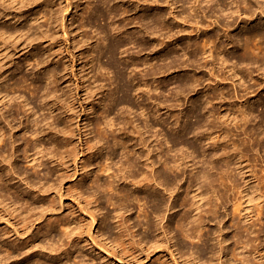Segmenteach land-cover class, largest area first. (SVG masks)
Returning <instances> with one entry per match:
<instances>
[{
	"label": "bare ground",
	"instance_id": "bare-ground-1",
	"mask_svg": "<svg viewBox=\"0 0 264 264\" xmlns=\"http://www.w3.org/2000/svg\"><path fill=\"white\" fill-rule=\"evenodd\" d=\"M51 1L53 0H0V58H2L0 59V220L5 221L6 224L9 226L8 229L3 228V232L0 234V264H54L53 262L44 263L40 261L38 259L39 253H45L51 258L55 257V260L57 261L56 264H69V258H76L77 254L80 255V258L77 259V264H94V258L86 256V254L83 253V248H88L87 246L89 244H91V246L88 249L92 250L93 246V248H95L94 250H97V254L100 255L97 257L99 258V264H116L113 263L112 260L117 263L126 261L127 264H144L146 260L151 259V254H153L160 247L163 248L162 250H166L168 252L169 256L172 257V261L175 262V264H178V262L176 261L177 257L174 255V251L171 250V247L175 246V242L174 236L171 234V227L168 214H171L172 216L179 209H184V213L177 220H175L176 227L181 231V233L185 237L191 239L195 236V234L202 233L203 229L205 228L206 222L208 223L214 219H217V214L220 212L221 209L226 214L227 207L230 203L232 205L231 212L233 218H238V222L233 224L235 228V232L233 234V237L236 238L235 244L233 248L229 249L227 245L229 241V238L227 237V232L226 230H224L223 226H219L218 234H216L219 249L214 253V255L211 256L214 262H210L209 264H215V261H218L216 264H232L233 261L230 260L229 255L233 256L235 259L238 257V260H241L244 263L246 262L245 264H249L248 262H250L251 260L249 259L250 256V258H252V263L250 264H264V251L260 252L261 250L259 251L255 247L256 243L254 245L252 243L255 242L257 239H260L262 241L263 237L261 235V232L263 231V229H258V234L254 237L255 240L253 238L250 239L246 236H249L250 234L254 233L253 227H255L260 222L262 217H264V206L262 204V202L264 201V170H262V167H264V165L262 164V169L258 170L261 172V175H259L257 173V170L255 169L256 166L255 168H252L254 166H249V162L248 164L244 163V161L247 162L246 159L248 160V152L255 149L256 146L258 147L261 145V143L257 141V139L259 138L256 137L255 141L252 144L251 141L249 143L250 138L248 140L245 138H239L240 141L239 139L236 140V138L233 139L232 136L234 135V133L233 131H231L230 128H228L229 123L227 125L226 119L223 120V122L221 121L222 118H224L223 115H217L215 113V110H211L212 107L211 109L209 108L210 111L213 112V114L210 112V114L213 115V118H209L211 120L208 121L210 124L208 126L205 124L208 123V118L206 119L204 117L205 113L201 111L202 108H207L209 104L211 106L214 101H216V103L217 101L218 103L222 101H225L226 103V101H228V103H230L231 105L232 101L234 100H227L228 97L226 98L225 95H227L230 91L227 92V90L226 93L223 90V87L219 91L216 90V88L219 87L217 85L223 84V82L227 81V78L229 79V77L228 75H225L222 72L221 69H224L222 68L223 65L218 67L220 68L218 71L221 73L215 72V65L213 66V64L215 63H213L214 61H211L212 59L214 60V58H217L218 60L222 61L221 64H229L230 60L228 58L230 57L228 55V57L225 58H223L224 56L221 57V52L223 54V51L227 50L229 46L231 48H240L241 55L244 57H242L244 61L246 60L251 64H264V1L230 0V2H227L228 0H215L216 7L214 8L217 12H220V14H223L224 10L228 11L229 5H231L232 8L234 5H236L235 7H237V9H232V11H229L228 17L229 15L230 17L234 16L238 10H241V13L238 11L240 13L238 14L241 18V22L247 23L248 20L250 22L254 21L255 19L259 20V23H257L255 27L253 26L252 28H247L245 30L243 29L245 28V25L244 27H241V31L237 33L233 38L230 36L231 34L229 32L231 26L227 25V23L223 27L221 26L222 28H225L224 30L226 33V40L225 43L222 40L223 43H221L223 45L221 47L219 46L221 44L218 45L221 50L217 53V50L219 48L216 44V39H211V35L205 34V37L203 38L204 40H202L203 42L201 45L199 44L200 41L198 42V39L192 35V33H194L195 28L197 29L196 31L201 28L202 21L200 20L202 18L204 21L208 22L206 26L209 27L213 24L216 25V23L219 22L218 16H221L219 14H214L215 12L214 10H212V13L215 16L213 18L215 19L212 18V20H207L208 14H204V12L206 11L201 8V6H199L200 0H193L194 13L191 12L192 14H184L185 11L183 12V10L182 12L180 11L178 13H175L174 10H177L176 7H173L174 5L172 6V3L166 0L165 6L169 7L171 10L169 12L171 21L166 19L168 16H166L164 7L162 5L164 1L99 0V2L104 6V8H106V11L108 12L107 16L109 19L107 26L101 29V38L103 40H108L107 36L112 37V35L114 34L120 37L127 38L116 43L109 42L101 48L98 47V54H95L96 56H98L99 54L104 53V56H107L105 68L111 70V72H115L116 70L115 76L117 75L118 78V80L116 81L117 87L114 91L108 94V102L106 103V105L108 104L112 107V105L114 104L128 105L130 103L129 95L132 93V88L129 86V84H125V81L129 80L131 81V83L133 82L132 84L134 85V78H125L123 73V69L125 68V66L124 68H118L114 57L118 49L121 48L125 52L128 50V43H134L136 41L137 35L135 34V32L132 31V28L136 27V25L137 27H139L137 28V30H143V32L147 34L149 31L152 30V28H157L158 30L161 29L162 31H171L173 28H175L177 29L175 32L178 34L180 32H185L191 38L190 41H186L187 43L185 42V46L191 48V50L193 48L194 56L196 59V55H198L199 53L201 56H203L202 58L204 60V64H200L199 67H203V69L204 67H208L210 71L209 75H211L209 77H214L213 79L216 80L214 82L210 81L207 85L208 88H206L205 86L206 91L210 88H215V92L211 91L214 92L213 95H211V93L209 99L205 98L206 101H204L202 105L198 107L195 106L196 109L190 111L192 115L186 113L187 118H189V116L194 115L197 119V122L194 120L196 123L191 124L188 123L190 121L187 122L186 120L183 124L184 127H181V130L179 129L180 131L178 130L179 137L172 138V135L170 137L169 135H167V131L166 133L163 132V128H159L158 131H154L153 128L156 127H154L153 123L148 122L147 118L145 119L143 128H141L135 123V119H132L133 117H131L129 113H124L118 116L120 117L118 121V130L120 131V134H123V137L119 139L116 137L114 131L112 130L109 132V134L106 133L108 131H106L105 129L104 130L106 132H102L104 125L109 127L108 129H112L113 125L115 126V123L112 121L111 118H106V116L109 115L111 112L110 107H104L103 109L101 108L102 110H99L101 111V114L104 117L103 126H101L102 128H100L101 124L98 120L94 121V125L96 127L94 133H96L97 136L90 135L92 131L89 132L88 130L91 129L87 128L90 126L91 121H93L94 119L89 118L88 116L91 113L93 115L94 113H96L95 109L91 110V107V112H89V108L87 109V107L88 105H93L94 101H96V95H100V100H98L99 104H101V101L105 96V87L103 84H94L95 82H89L88 84H85L86 80L88 82V78L85 80L84 76L78 77L76 76L74 71V80H72L69 79V77L66 78V73L61 74L56 69H51L46 71L45 73L38 75V79L45 80V85H41L40 83L37 84L35 82H28V77L22 73L18 75V77L16 76V78H9L7 75L4 76V69L7 63V61L5 60L8 57L9 53L11 52L13 54H18L19 51L22 52L28 46L35 47V45L33 44L36 40H41V42L46 41L48 43V46H46V48H43V51L49 57L48 60L44 61V66H48L52 61H54L50 57H52V55H55L59 57L54 61V63L56 64L59 61H62L63 70L68 69L69 66L66 65V60H64V56L60 54L61 51L54 50V45L57 41V36L52 33H47L48 31H40L39 28V32L37 33L36 29L33 26L36 21V17L31 15L30 13L28 14L22 12L23 8L29 7L30 5H33L34 7L41 6L42 8H50L51 10L54 6ZM65 2L66 4L64 6L60 5V12L68 11L69 7L72 5V2L70 0H66ZM208 2L209 1H207V3ZM77 7H79L78 3L76 5V8ZM154 9H157V16H154L155 18H153L151 12ZM54 10L52 9L49 19H51L50 22H55L56 26L60 24V22L58 21L59 13L55 15ZM139 11L142 12V18H140L142 21H145V23H135V21L137 20H135V16H137L136 13L138 14ZM99 12L100 9L97 5L95 7H92L90 13H88L90 16L94 15V13ZM212 13L211 15H213ZM233 13L234 15H232ZM199 14H201L202 16V18L200 17L201 19H198ZM223 20L224 19H222V21ZM225 20H227V17ZM150 23H153L154 27L148 28ZM63 24L64 23H61L59 26L63 27L61 28V32L66 35V26H63ZM230 24L232 23L230 22ZM189 25H191V28L193 27L192 25H196V27L192 28L189 31ZM224 30H221V32ZM31 32L36 36L34 35V37H30L29 33ZM216 32L218 33L220 32V30ZM166 33L164 35L168 34ZM217 33H215L214 35L216 36ZM156 37L154 36L153 38V40H155L156 42V45L154 44L155 46L153 47L152 45V47L153 49H155L157 46L160 47L159 49L162 48L163 53L161 54L162 51L159 52V56L160 59L164 61L170 58L171 54L165 52V50L168 49L175 51L178 47L177 45H175V47L169 46L170 44L168 45L167 41L171 43H173V41L177 42L178 36L175 37L174 35L173 37V35L171 36L170 34H168V36L162 38ZM166 38H168L167 41ZM142 41L144 40L142 39ZM220 41L221 39L218 41V43ZM89 42V39L84 38L76 41V43L79 44V46L77 47L79 49H82L80 50L78 57L79 59H81V69L83 71H86L95 59V57L93 58V56H91L92 58H89L88 54L86 55L87 52L85 53V47L89 45ZM145 42L142 44L139 43L142 50L148 48V43ZM155 42L153 41V43ZM183 52L185 51L183 50ZM214 52L217 53L216 56L214 55ZM67 56L71 58L70 61L72 62L78 59L75 54H69ZM11 59L12 58H10V60ZM238 59L239 58H237V60ZM240 60L242 59L240 58ZM127 61L130 62L132 66L136 63H134L135 60L133 56L129 57ZM196 61L197 60H195V62L193 61L194 64L196 63ZM175 62L176 61L171 60L170 62H168V65L165 64L164 66H162V64H160L159 67H154L155 69L151 70L150 72L148 71L149 73L147 72L148 74H146L149 77L150 75L156 74L157 72L163 73L165 71H168ZM241 62L243 63V61ZM206 74L208 73L206 72ZM142 78L141 82L143 80ZM201 79L202 78H200L199 76L198 79L194 78V80L196 81L193 82H202L203 80L201 81ZM233 79L230 80L233 81ZM66 82H69V85L63 86L62 84ZM191 83L189 82L190 86ZM146 84V82H143L142 87H147ZM197 84L198 83H196V86ZM58 85H62L61 89H59L61 92L59 93L56 88ZM66 86L69 89L66 90ZM180 86L182 85H179V87ZM184 86H186V84H184ZM235 87L236 86H233V88ZM179 89L180 88H178V90ZM183 90L185 92L186 88ZM144 91H146V89ZM233 91L235 90L233 89ZM244 91L246 92V90ZM81 92L84 93L83 96L81 95ZM139 92L141 93L142 91ZM184 92H181L183 93L182 95H184L185 93L188 95V90L185 93ZM224 93L226 94L224 95ZM232 93L234 94L235 99L239 97L238 94H236L235 92ZM38 97L40 99L39 108L46 110V112L43 117L31 120L32 127H35L32 133L34 134V138L33 140H31L32 142H25L23 141L24 139L20 140L18 138L17 129L16 126L13 125V122L20 118V114L22 112L25 113L29 111L28 115L34 116V107L36 106V101L39 100ZM146 98L148 100V98L150 97L147 96ZM203 98H201V100ZM17 99H20V103H18V101L16 103ZM195 102L197 103L198 101ZM246 102H248V100ZM204 103L207 106H203ZM11 106L14 108L11 109ZM157 106L163 109L166 107V105L163 106L161 103H158ZM55 110H58V113H54L53 115L52 113ZM245 111H248V109H244L242 102H240V106L236 108L235 113L237 114L238 112L239 119L238 121L236 120V123H233V128H240L241 130L243 128V133L252 132V136H258L257 131H253V129L247 131L245 129V125L249 120ZM79 112L81 114H85L87 117V121L84 126L85 130L83 138V131L81 133L80 129L78 128L79 119L81 115ZM251 112L252 111H250V113ZM206 113L209 114L208 110ZM214 113L217 116H214ZM200 114H204L203 117L206 119V122L204 121L205 123L203 122V120L205 119H202L200 117ZM147 116L149 119V115ZM179 117L180 116H178V119ZM52 118L55 120L61 118V122H63L64 125L60 128L57 127L58 129H56L52 126L53 121L51 122L50 120ZM163 119L158 118V120H160V123L162 120V123L164 124L165 119ZM262 122L264 126V116L262 117ZM75 123L76 129L74 128ZM203 126H208L206 132L203 133V135H205L207 139H211L213 141V148L217 146L218 142L220 141H222L224 145L222 149H220L221 147L219 148L220 150H223L219 156L216 155L218 152H216V154H209L208 158H206L203 163H200L202 165L197 167V165L195 166V164L193 163L189 164V159H191V155L201 152L202 156L205 157V153L208 149H200V151L199 147L195 145L196 143H194V141H190L188 135L193 133L195 130L202 128ZM165 127L168 126L166 125ZM170 128L172 127H169V129ZM175 133L173 132L172 134L175 135ZM196 134L198 135V133ZM41 136H47V138H51L52 143L55 146V150L48 151L42 149L40 144ZM106 136H111V140L113 141V145L110 146V156L116 152V147H119V153L122 155L121 158H123V161H121L120 165L117 167L116 170H112V163L108 162L111 158L109 155L107 156L105 161L101 159L103 150L105 149L103 143L104 141L102 142V140H104ZM75 138H78L79 141L74 142ZM202 138L200 136V138L197 137L196 140H200ZM22 144H26V147L23 148L22 151L25 158L29 161H35L36 157H46L45 163H47L46 165L49 169L48 172H53V174L56 175V178H54V182H37L34 180V178H31L30 175H23L21 173V171L17 167L16 162L18 157V151L20 150V145ZM227 144H231L233 146V149L230 150L231 152L227 151ZM167 145L171 147L169 149H166ZM179 145H182L183 147L189 149V151H191V155L186 154V152L179 153L176 148L174 149V147H177ZM263 146L261 147L264 150ZM171 149L175 150L173 154L169 152L171 151ZM202 151L204 152V155ZM215 155L217 157H215ZM213 157L217 158V161H215ZM252 160V163H254L256 161V158L253 157ZM93 164H95V168H90L91 166H93ZM32 166L35 168V164ZM190 167V172H193V174L190 175L188 179L186 178V181L188 180L187 186L181 189L185 183H182V181H185L184 173ZM212 171L214 172L212 173ZM95 172L96 174L94 176L93 173ZM99 174H107V177L110 179L101 180ZM234 175L240 176V178L244 180V183L242 182L243 186H241L242 183L239 184V181L235 179L236 176ZM87 178L88 180H86ZM69 179L73 182H71V185L64 188V183L67 182V180ZM253 179L256 180L257 183H255ZM87 181L91 182L90 186L87 185ZM119 181H122L123 184L122 187L118 189V192L122 194L123 198H132L136 201H139L140 198H144L150 203L149 210L143 214L146 218L144 223L146 224V229L148 230V233L140 237H137V235L135 234L134 228L136 224H133L134 222L130 220V215L127 213L128 209L121 205L118 206V212L111 214L113 218L111 220V223L114 224L113 227L117 229V234L111 237L107 234V230L104 228L108 217L103 212L102 208L99 206L96 188H102L103 190L113 191L118 187ZM18 182L21 183V187L19 186ZM4 191L8 193L12 192L15 196V200L12 199V204H8L5 201L3 194ZM67 196L73 198L72 200L77 205L78 214L76 210L70 211L69 213L63 215L62 213H58L64 207L63 198ZM165 196H167L168 200H166ZM107 201L110 204L115 205V201H113L112 197L107 198ZM22 203H25L26 206L23 207L21 205ZM254 217H256V219H254ZM96 227L98 228V230L94 235V232L92 230ZM36 229L37 231L34 232ZM44 230L50 236V245H44L37 241L39 233H43ZM213 233L215 232L211 231L210 229H207L205 234H200L198 237L208 239ZM244 233H246L245 236H243ZM251 243L253 246L251 245ZM248 246H250V248H248ZM211 249L213 250L214 247L211 246ZM30 254H34V258L30 257ZM176 254H178V258H182L183 255L188 254V256L183 258V263L204 264L203 262L198 263L200 258L195 251H185L183 249H179L178 251H176ZM152 257L154 256L152 255ZM162 258L163 256H158L152 263L150 262V264H168L166 260Z\"/></svg>",
	"mask_w": 264,
	"mask_h": 264
},
{
	"label": "rangeland",
	"instance_id": "rangeland-1",
	"mask_svg": "<svg viewBox=\"0 0 264 264\" xmlns=\"http://www.w3.org/2000/svg\"><path fill=\"white\" fill-rule=\"evenodd\" d=\"M65 1L66 0H53V1H51V3L54 4V6L52 7V9L53 10L56 9V10H54L55 11V15L59 13L58 14V21L60 22V24L61 23H64L63 26H66V30H67V34L66 35H64L61 32V28H63V27L62 26L60 27L59 26L60 25L59 23H58L59 25H56L55 26V24H56L55 22H50L51 19H49V17H50V13L52 12V9L50 10V8H42L41 6L34 7L33 5L32 6L30 5L29 7L23 8L22 9V12L28 13V14L30 13L31 15H33V16L36 17V21L33 24V26L36 29V32L37 33L39 32V29H40V31H44V32H47L48 31L47 33H52V34H55L57 36V38H56L57 41L55 42L54 50L61 51L60 54L62 56H64V60H66V65L69 66L68 69L63 70V66H62V63L63 62L62 61L61 62L59 61L56 64L54 63V61L59 57V56H55V55H52V57H50V58H52L54 60V61H52L53 63L51 62L48 66H44V61L48 60L49 57L43 51V48H46V46H48V43L46 41H43L42 40L44 42L43 43V42H41V40H39L41 42V44H40V42L38 40H36L35 43L33 44V45H35V47L28 46L22 52L19 51V53H18L19 55L18 54H15V53L13 54L11 52L9 53L8 57L5 60L9 64L6 63V67L4 69V71H5L4 72V76L7 75L9 78H16V76L18 77V75H20L22 73V74H24V75H26L28 77V82H32V83L35 82L37 84L40 83L41 85H45V80L44 79H38L37 78L38 75H40L42 73H45L48 70L56 69L61 74H65L66 73V78L69 77V79H72V80H74V77H73V71H74L75 74H76V76H78V77L84 76V79L85 80L88 78V82L86 80L85 84H88L89 82H93V83L95 82L94 84H97V83L98 84H103L104 87H105V90H104L105 96L103 97V99L101 101V104H99L100 95H96L95 96L96 97V101H94V103H93L94 106L93 105H88V107H87V109L89 108L88 109L89 112H91V110H94V109H95V112H96V113H94V115L91 113L88 116L89 118H94V119H93V121H91L90 126L87 127V128H90L91 129V130H88L89 132L92 131V133L90 135H92V136L93 135H96V133H94V130L96 129V127L94 125V121L98 120L100 122V124H101L100 125V128H102L101 126H103V121H104L103 120L104 117L102 116L101 111H99V110H102L104 107H110L111 108V112H110L109 115L106 116V118L107 119H110L111 118L112 121L115 123V126L113 125V128L112 129H108L109 127H107V126L104 125L103 126V129H102L103 130L102 132H104L106 130L108 132H106V131L105 132L109 134V132L112 130V131H114V133H115V135H116V137L118 139L123 137V134L122 133L120 134V131L118 130V128H119L118 127L119 126L118 125V121H119V118H120L118 116H120V115H122L124 113H129L130 116L133 117L132 119H135L134 120L135 123L138 126H140L141 128H143V125L145 123V119L147 118L148 122L154 124V127H156V128L158 127L157 129L156 128H153L154 131L155 130L158 131L159 128H163V132L164 133H166V131H167V135H169L170 137L172 135V138H177V137H179L178 130L179 129L181 130V127H184L183 124H184V122L186 120H187V122L190 121L188 123H191V124L197 122L196 121L197 119H196V117L194 115H193L194 117L193 116H189V118H190L189 119V118H187V114L186 113L192 115V113H190V111L196 109L195 106L198 107V106L202 105V103L204 101H206L205 98L209 99V97L211 95H213V93L216 90L219 91L223 87V90L225 92L227 90H228L227 92L230 91L227 95H225L227 92L224 93L225 97L226 98L228 97L227 100L230 99V101H231V100L234 99L235 101L233 100L232 103H231V105H230V103H228V101H226V103H225V101L219 102L220 104L218 103V101H217V103H216V101H214L215 103L213 102L211 104V106H210V104H209V106H207L204 103L203 106L205 105V106H207V108L206 107L205 108H202L201 111L203 113H205V116H204V114H200L201 115L200 117L202 119L204 117L206 119L208 118L207 119V122H208V121L211 120L209 118H211V117L213 118V115H212L213 112L212 111L215 110V113L217 115L220 114V116L221 115L224 116V118H222V120H221L222 122H223V120L226 119L227 120L226 121L227 125L229 123L228 128H230L231 131H233V133H234V135L232 136L233 139L236 138V140H237L239 138L240 139L241 138H245V139L248 140L250 138L249 143L251 141V144H252L255 141V138L256 137L259 138V139H257V141H259L261 143V145L258 146V147L256 146L255 149H253V150H251V151L248 152V160L246 159L247 162L244 161V163L245 164L246 163L248 164V162H249V164H248L249 166H251V167L254 166L252 168H255V166H256L255 169L257 170V173L259 175H261L260 174L261 172L258 171V170H261L262 168H263L262 170H264V167H262L264 165V150L261 147V146L264 145V126H263V122H262V117L264 116V66H263L264 64H261V63H252L251 64V63H249L246 60L244 61L243 60L244 57L241 55L240 48H238V47H232L231 48L229 46V48L227 50H224L223 51V54L221 52V57L224 56L223 58H225V57H228L229 56L231 59L228 58L230 60V62L229 61L228 62L231 65H229L228 63H226V65L225 64H221L222 61L218 60L217 58H214V60L213 59L211 60L212 62L214 61L213 63H215V64H213V66L215 65V72H219L218 70L220 68H218V67L221 66V65H223L222 68H224V69H221V70H222V72L225 75H228L229 79L227 78V81H224L223 84L217 85L220 88L218 87V88H216V90H214L215 88L208 89L207 91L210 92V93H208L205 90L206 88H208V86H207L208 83L210 81H213L214 82L216 80L213 79L214 77H212V78L209 77L211 75H209L210 74L209 73L210 71H209L208 67L207 68L204 67V69H203V67H199L200 64L201 65L204 64V62H203L204 60L202 58L203 56H201L200 53H199L198 55H196V57H197V59H196L195 56H194L193 48L191 50V48L185 46L186 43L188 41H190V39H191L190 36H188L185 32H180L179 34L176 33L175 31L177 29H175V28H173L171 30L173 32V34L169 30H167L168 31L167 32L165 29H164L165 31H162L161 29L158 30L157 28L156 29L155 28H152V27H154V24L153 23H150L149 24L148 28H152V30L149 31L148 34H147V33H144L143 30L142 31L137 30V28H139V27H137V25H136V27H133L132 28V31L135 32V34L137 35L136 41L134 43H128V45H127L128 50L125 51V52L121 48L118 49L116 51L115 57H114L115 62L117 64L118 68L119 67L120 68H122V67L124 68V66H125V68L123 69V73H124L125 78L126 79H128L130 77L134 78V85L132 84L133 82L131 83V81H129V80H126L125 81V84H127V85L129 84V86L132 88V93L129 95L130 103L128 105H115L114 104L111 107L108 104L106 105V103L108 102V94L110 92L114 91L115 88L117 87V82L116 81L118 80V78H117V75L115 76L116 70H115V72H111V70H108V69L105 68V65H106L105 63L107 61V56H104L105 55L104 53L99 54L98 56H96L95 54H98L97 53L98 47L101 48V47H103L105 44H107L109 42L116 43L118 41L125 40L127 38L117 36L116 34L112 35V37L107 36L108 40H103L101 38V36H102L101 35L102 33H100L102 31L101 29L104 28L105 26H107L109 19H108V16H107V13L108 12L106 11V8H104V6L99 2V0H95V1L94 0H79V1L78 0H70L72 2V5L69 7L68 11H66V12L62 11V12H60V7L61 6H64L66 4ZM160 1H162V2L164 1L162 3V5L164 7V11H165L166 16H168L166 19H168V20L171 21V18H170V15H169V12L171 10H170L169 7L165 6V4H166L165 1L166 0H160ZM168 1L170 3H172V6L174 5L173 7H176L177 10H174L175 13L176 12L178 13L180 11L182 12V10H183V12L185 11L184 14H190L191 12L194 13V5H193L194 2H193V0H192V2H191V0H184V1L183 0H168ZM207 1H209V2L207 3ZM207 1L206 0H204V2H203V0H200L199 1V6H201V8H203L206 11V12H204V14H208L207 15V20H212V18L215 17L214 14H219L221 16L220 17L218 16V19H219L218 21L219 22L216 23V25L213 24L212 26L207 27L206 25L208 24V22L207 21H204L203 18H202V16H201V14H199L198 19H201L202 18L200 21H202L201 23H202L203 28L201 26L200 29L202 31L200 29L198 31H196L197 30L195 28L196 25H192L193 26L192 28H195L194 29V33H192V35L195 38L198 39V40L196 39L198 42L199 41L201 42V43L199 42L200 45L203 42L202 40H204L203 38L205 37V34H209L212 37L211 39H213V38L216 39L217 46L219 44H221V45H219L221 47L223 45L222 44L223 41L225 43V40H226V37H225V34L226 33H225V30H224L225 28H222L226 23H227V25L231 26L230 27L231 29H230L229 32H230V34H231L230 36L232 38L235 37V35L241 31V27H244V25H245V28H243V29L245 30L247 28H252L253 26L255 27V25L257 23H259L258 22L259 21L258 19H255L252 22H250L248 20L247 23L246 22H241L240 21L241 18L239 17V14L241 13L240 12L241 10H238L240 13L237 11V13H235V15H234V13L232 14L234 16H231L230 17V15H229V17H228L229 11H232V9L233 10L237 9V7H235L236 5H234V4H232V5H234L233 8H232L231 5H229L228 6L229 7V10L228 11L227 10H224L223 11V14L222 13L220 14V12H217L215 10V8H214V7H216L215 0H207ZM210 1H211V3H210ZM260 1H264V0H260ZM173 2H174V4H173ZM212 2H213V4H212ZM227 2H230V0H228ZM77 3L79 4V7L76 8ZM97 5L99 6L100 12L99 13H94V15H90L89 16V13H90V10L92 9V7H95ZM90 7H91V9H90ZM230 8H231V10H230ZM88 9H90V10H88ZM212 10H214V12H215L214 14L212 13ZM151 12H152L153 18H155L157 16V14H156L157 13V9H154ZM211 13L213 15H211ZM141 14H142L141 11H139L138 14L136 13V15H137V16H135L136 17L135 20L137 19L135 21L136 24H138V23H145V21H142L141 20V18H142ZM237 16L239 17V20H238V17ZM226 17H227V20H225ZM234 18H236V19H234ZM213 19H215V18H213ZM222 19H224V20L222 21ZM228 22H229V24H228ZM230 22L232 24H230ZM117 23H119V22H117ZM174 23H175V21H174ZM188 27H189L188 30L190 31L192 29L191 28V25H189ZM219 30H220V32L217 33L216 31H219ZM221 30H224V31L221 32ZM155 32H156V34H155ZM159 32H160V35H159ZM166 32L168 34H170L171 36L173 35V37H174V35H175V37H177V36L179 37V38L177 37L178 41L177 42H174L173 41V43L167 41L168 38H166V41H167L168 45L170 44L169 46L175 47V45H177L178 47H177V49L175 51L166 49L165 52L171 53L170 54V58L162 61L160 59V56H159L160 53L159 52L162 51L161 52V54H162L163 53V50H162V48L159 49L160 48L159 46H157L155 49H153V47L156 45V42H155V40H153V38H154V36L155 37L157 36L156 38H158V37L159 38L160 37L162 38V37L168 36V34ZM169 32H171V33H169ZM204 32H206V33H204ZM165 33L167 35H164ZM215 33H217L216 34L217 37L214 35ZM233 34H234V36H233ZM29 35H30V37H34L35 34H32V32H31V33H29ZM144 35H145V37H144ZM85 37H87V38H85ZM83 38L84 39H89L90 42H91V43L89 42V45L87 47H85V49H86L85 50V53L87 52L86 55L88 54V57L89 58H92L91 56H93V58L95 57V59L92 62L91 66L89 68H87L86 71H83L81 69L82 68L81 67V59H79L78 56H79L80 50H82V49H79L77 47V46H79V44L76 43L77 40H80V39H83ZM142 39L144 41H142ZM220 39H221V41L218 43V41ZM145 40H146V42H145ZM153 41L155 43H153ZM144 42L145 43H148L147 44V47L149 49L146 48V49H143L142 50V48H141V46H140L139 43L142 44ZM152 45H153V47H152ZM183 45H184L185 48L183 47ZM219 46H218L219 49L217 50V53L221 50ZM180 48H181V50H180ZM144 50H145V52H144ZM183 50L185 52H183ZM93 52H95V53H93ZM21 53H23V54H21ZM188 53H190V54L192 53V54L190 55ZM217 53L214 52V55L216 56ZM69 54H75V56L78 59L77 60H74L73 62L70 61L71 58H69V56H67ZM185 54H186V57H185ZM131 56L134 57V60H135L134 63L136 62L133 66H132V64H130V62L127 61V59L129 57H131ZM233 57H234V59H233ZM10 58H12L13 60L12 59L10 60ZM144 58L146 59V61H145ZM237 58H239L238 60H240V58L242 60L238 61ZM0 59H2V58H0ZM171 60L176 61V62L170 68L171 70L169 69L170 71L168 70V71H165L163 73L162 72H157L156 74H152V75H150L148 77L147 74L151 70L155 69L156 67H159L160 64H162V66H164L165 64L168 65V62H170ZM185 60H186V62H185ZM195 60H197V61L194 64ZM147 61H148V63H147ZM211 61H210V63H211ZM241 61H243V63ZM177 63H179V64H177ZM181 64H182V66H181ZM186 64H188V65H186ZM260 64H261V67H260ZM40 65H42L43 67L40 66ZM207 66H209V65H207ZM224 66H226V67H224ZM233 67H235V68H233ZM131 68H132V70H131ZM193 68H194V70H193ZM231 68H233V69H231ZM225 71H226L227 74L225 73ZM227 71H230V72H227ZM206 72L208 74H206ZM233 72H235V73H233ZM86 73H87V75H86ZM161 73H162V75H161ZM164 73H166V74H164ZM219 73H221V72H219ZM234 74H236L238 76H236ZM71 75H72V77H71ZM196 75L198 76V78L200 76V78H202L201 81L203 80L204 82L202 81V82H195L194 83L193 81H196V80H194V78L198 79ZM229 75H231L232 77L229 76ZM86 76H88V77H86ZM191 77H193V78H191ZM141 78L143 80L145 79L146 81L145 80L144 81L142 80V82H141ZM186 79H188L189 81L186 80ZM230 79L231 80L233 79L234 82L231 81ZM137 80H138V82H137ZM139 80H140V83H139ZM143 82H146L148 84V85L146 84L147 87H145L144 85H143L144 87H142V83ZM189 82L190 83L192 82L191 83V86H190ZM193 83L195 84V86H196V83H198V84L195 87ZM199 83L200 84H203V85H200ZM184 84H186L187 87L184 86ZM232 84H234V85H232ZM59 85L56 87L57 90H58V93L61 92L59 90V89H61V86L62 85L63 86L64 85H69V82L63 83L61 86H59ZM179 85H182V86L179 87ZM205 86H206V88H205ZM233 86H236V87L233 88ZM192 87H194L195 90ZM142 88H143V90H142ZM178 88H180V89L178 90ZM182 88L183 89L186 88L185 92L188 90V92H187L188 95L184 92V90ZM65 89L67 90L69 88L66 86ZM137 89H139V90H137ZM145 89H146V91H144ZM233 89L235 91H233ZM241 89H242V91H241ZM147 90H148V92H147ZM203 90L206 91V92H204ZM244 90H246V92ZM139 91H142V92L144 91L143 92V95L144 96L142 95V92L140 93ZM179 91L184 92L185 94L182 95L183 93H181ZM211 91H214V92H211ZM232 92H235L236 94H238L239 97L237 99H235L234 94ZM81 93L80 94L83 96L84 93L83 92H81ZM180 93H181V95H180ZM17 94H19V93H17ZM231 94H233V95H231ZM240 95H243V96H240ZM147 96L150 97V98H148V100L146 98ZM184 96H185V98H184ZM39 97H40V95H39ZM39 97H38V99H39ZM201 98H203L204 100L203 99L201 100ZM240 98H242V99H240ZM20 99H17L16 100V103H17V101H18V103H20V101H19ZM239 99H240V102H242V104H243V108L244 109H248V111H245L246 114H247V118L249 119L248 122H247V124L245 125V129L247 131H249L251 129H253V131H257L258 132L257 134H258L259 137L256 136V135H253L252 136V134H251L252 132L243 133V128H242V130L240 128H238V129L237 128L236 129L233 128V126H234L233 123H236V120L238 121V119H239L238 112H237V114H235L236 113V108H238V106H240ZM247 100H248V102H246ZM195 101H198L197 103H199V104H197ZM236 101H237V103H236ZM162 102L166 105V107L164 109L163 108H160L159 106H157L158 103H161L163 106H165ZM39 104H40V99L36 101V106L34 107V110H35V115L34 116H29L28 115L29 114V111L28 112H25V113L22 112L20 114L21 115L20 118L18 120H16V121L13 122V125L16 126L17 135H18V138L20 140H23L24 139L23 141H25V142L26 141L32 142L31 140H33V138H34V134H32V133H33V131H34L33 129H35V127H32L31 120H33L35 118L37 119V118L43 117V115L46 112V110H44L42 108H39L40 107ZM179 104H180V106H179ZM99 105H101V106H99ZM215 105H216V107H215ZM92 106H93V108H92ZM167 106H168V108H167ZM90 107H91V110H90ZM211 107H212V109H211ZM13 108L14 107L11 106V109H13ZM157 108H160V109H157ZM209 108L212 111H210ZM206 109L208 110L209 114L206 113L207 112ZM216 109H217L218 112L216 111ZM249 110L252 111V112L250 113ZM179 111H181V112H179ZM210 112L212 114H210ZM54 113L55 114L58 113V110L53 111L52 114L54 115ZM177 113H180V114H177ZM144 114L149 115V119H148V116L147 115H144ZM216 114L214 116H217ZM151 115H152V117H151ZM177 115L180 116L179 119H178V116ZM185 115H186V117H185ZM158 118L159 119L160 118L161 119L164 118L165 119V123L163 124L162 123V120H161V123H160V120H158ZM235 118H237V119H235ZM166 119H167V121H166ZM206 119L203 120V122L204 121L206 122ZM233 119H235V120H233ZM50 120H51V122L52 121L54 122V123L52 122V126L55 127L56 129H58V128H60V127H62L64 125L63 122H61L62 121L61 118L56 119V120L52 118ZM86 121H87L86 115L85 114H81L80 115V119H79V126H78V128L80 129L81 133L83 131L82 138L84 137V130H85L84 126H85ZM205 124L208 125V126L210 125L209 122L208 123H205ZM164 125L165 126L167 125L168 127H165ZM75 126H76V123L74 124V128L76 129ZM208 126H203L202 128L197 129L193 133H191L193 135H191V134L188 135L190 141H194V143H196L195 145H197V147H199V150L200 149L201 150L208 149L207 152L205 153L206 154L205 157L202 156L201 152L191 155V151H189V149H187L186 147H183L182 145H179V146H180V151H183V152H180L179 151V146L174 147V149L176 148V150L179 153H185L186 152V154L191 155V159L193 157L192 160L195 161V162H193L191 159H189L190 160L189 161V164L190 163L191 164L193 163V164H195V166L197 165V167H199L200 165H202L200 163H203L206 160V158H208V155L209 154L210 155L211 154H214V153L216 154V152H218L216 155L219 156L220 153L223 151V150H220V149H222V147L224 145V143L222 141L218 142V145L213 148V146H212L213 145V141L211 139H207L206 136L203 135V133L206 132V129L208 128ZM104 127H106V128H104ZM169 127H172V128L169 129ZM88 131H87V133H88ZM175 131H176V133H175ZM173 132L175 133V135L172 134ZM196 133H198L199 136ZM195 136H196V138L197 137L200 138V136H201V138L202 137L203 138L200 139V140H198V139L196 140ZM77 139L78 138H75L74 142L75 141L78 142L79 139L78 140ZM240 139H239V141H240ZM102 142L104 143L105 149L103 150L101 159L103 161H105V159L107 158V156L108 155L110 156V146L113 145V141L111 140V136H106L104 138V140H102ZM40 144H41L42 149H44V150H48V151L55 150V146L53 145L51 138H47V136H43V137L41 136L40 137ZM219 145H222V146H219ZM230 145L231 144H227L226 145L227 146V149H228L227 151H229V152H231L230 150L233 149L232 148L233 146L232 145L230 146ZM167 146H166V149H169L171 147V146L170 147L169 146L167 147ZM25 147H26V144L20 145V150L18 151V157H17V162H16L17 163V167L21 171V173L23 175H30L31 178H34V180L37 181V182H45V181L46 182H54V180H55L54 178H56V175L53 174V172H51V173L48 172L49 169L47 168V165H46L47 163H45L46 162V157H44V158H37L36 157V160L35 161H33V160H30L29 161L28 159L25 158V156L23 154V151H22V149L25 148ZM202 148H204V149H202ZM174 149H171V151H169V152L173 154L175 152ZM208 151H209V153H208ZM119 152H120V148L119 147H116V152L113 155L110 156L111 158L108 161V162H111L112 163V164L110 163L112 165V170H116L117 167L120 165L121 161H123V158H121L122 155ZM31 153H33V152H31ZM202 153L204 155V152L203 151H202ZM216 155H215V157H217ZM96 157H98V156H96ZM215 157H213V159L215 161H217V158H215ZM253 157L256 158V161L254 163H252L253 160H254V159L252 160ZM198 160H199V162H198ZM201 160H202V162H201ZM249 160H252V161H249ZM34 164H35V168L32 166ZM92 167L95 168V164H93V166H91L90 168H92ZM190 171H191V167L188 168L186 170V172L184 173V180L185 181H182V183L183 182H185V183H184V185H183V187L181 189H183V188H185L187 186L188 180L186 181V178L188 179L189 176L193 174V172H190ZM213 172L214 171H212V173ZM93 174L95 176L96 172L93 173ZM187 174H189V175H187ZM99 176H100L101 180H109L110 179V178L107 177V174H99ZM234 176H236V175H234ZM263 176H264V173H263ZM235 179L239 181V184H241L242 182L244 183V180L241 179L240 176H236ZM86 180H88V178ZM253 181L255 183H257L256 180L253 179ZM71 182H73V181H71L70 179L67 180V182L64 183V186H65L64 188H66L69 185H71ZM243 183L241 184V186H243ZM18 184L21 187V183L18 182ZM122 184H123L122 181H119L118 187L116 189H114L113 191L103 190L102 188H98V189L96 188V192H97V196H98V201H99V206L102 208L103 212L108 217V220L105 223L104 228L107 230V234L110 235L111 237H113V236H115L117 234V229L115 227H113L114 224L111 223V220L113 219L111 214H114L115 212H118L119 211V207L118 206L121 205V206H123V207H125V208L128 209L127 213L130 215V220L132 222H134L133 224H136L135 225V228H134L135 229V234L137 235V237H140V236L148 233V230L146 229V224L144 223L145 220H146V218L144 217L143 214L146 211L149 210L150 203L146 199H144V198H140L139 201L133 200L132 198H126V199L123 198L122 197V194L118 192L119 191L118 189L120 187H122ZM87 185L90 186L91 185V182H88L87 181ZM3 194H4L5 201L8 204L9 203L12 204V199L15 200V196L13 195V193L12 192L11 193H8V192H5L4 191ZM110 197H112L113 201H115V205L110 204L107 201V198H110ZM165 198H166V200H168L167 196H165ZM72 199L73 198L68 197V196L65 197V198H63L64 207L62 208V210H60L58 212L59 214L62 213V215H63V214L69 213L70 211H75V210L77 211V205H76V203ZM262 204L264 206V201L262 202ZM21 205L23 207L26 206L25 203H22ZM231 211H232V205L230 203L228 205V207H227L226 214L221 209L220 212L217 214L218 215L217 219H214V220H212V221H210L208 223L206 222L205 223V228L203 229L202 233L195 234V236L193 238H191V239L188 238V237H185L181 233V231L176 227L175 220H177L184 213V209H179L172 216H171V214H168L169 221H170V227H171L170 230H171V234L174 236V242H175V246L174 247H171V250L174 251V255L177 257L176 261L178 262V264H186V263H183V258L186 257V256H188V254H185V255H183L182 258H178V254H176V251H178L179 249H183L185 251H191V250L192 251H195L197 253V255L199 256V258H200L199 261H198V263L203 262L204 264H209L210 262H214V260L211 258V256L214 255V253L219 249V245L217 244V237H216V234H218L219 226L220 227L223 226L224 230H226V232H227V237L229 238V241H228L227 245H228L229 249L233 248V246L235 244V239H236L235 237H233V234L235 232V228H234V225L233 224L236 223V222H238V218H236V217L233 218V215H232V212ZM77 214H78V211H77ZM254 219H256V217H254ZM3 228L8 229L9 226L6 224L5 221L0 220V234L3 232V230H2ZM259 228H262L263 229V231L261 232V235H262L263 239L261 238L262 241L260 239H257L255 242H252V243H253V245L256 243V245H255L256 249L259 250V251L261 250L260 252H262V251H264L263 250L264 249V217H262L261 220H260V222L255 227H253L254 233L250 234L249 236L246 235V233H244L243 236L246 235L250 239L253 238L255 240L254 237L258 234V229ZM207 229H210L211 231H213L215 233L211 234L208 239L207 238H205V239L199 238L198 236L200 234H205L206 231H207ZM97 230H98L97 227L92 230L94 232V235L97 232ZM36 231H37V229L34 232H36ZM203 237H205V236H203ZM49 238H50V236L44 230L43 233H39V237H38V240L37 241L39 243H41V244H44V245H50L49 243H50L51 240H49ZM252 243H251V245H252ZM90 246H91V244H89L87 247L89 248ZM211 246L214 247L213 250L211 249ZM250 246H248V248H250ZM88 248H83V253L86 254V256L93 257L94 258V260H93V263L94 264H99V258H97V257L100 256V255L97 254V250L95 251L94 250L95 248H93V246H92V250L91 249L89 250ZM162 249H163L162 247L158 248L153 254H151V256H150L151 259L150 260H146L144 264H150V262L152 263L158 256H163V258L166 260V262L168 264H175V262L172 261V257L169 256L168 252L166 250H162ZM33 255L34 254H30V257L34 258ZM152 255L154 257H152ZM250 257H249V259H251V260H250V262H248L249 264L252 263V258H250ZM79 258H80V255L79 254L76 255V258L70 257L68 263L69 264H77V259H79ZM229 258H230L231 261H233L232 264H245L246 263V262L245 263L242 262L241 260L239 261L238 260V257L235 259L233 256L229 255ZM38 259L40 261L44 262V263H51V262H53L54 264L57 263V261L55 260V257H52L51 258L50 256L46 255L45 253L44 254H40L39 253ZM112 261H113V263H116V264H127L126 261L125 262H120V263H117L114 260H112ZM215 262L217 263L218 261H215ZM60 263H62V262H60Z\"/></svg>",
	"mask_w": 264,
	"mask_h": 264
}]
</instances>
